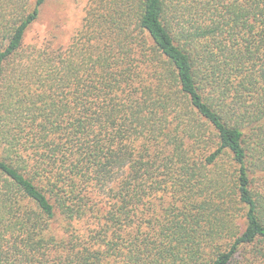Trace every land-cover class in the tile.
I'll return each mask as SVG.
<instances>
[{
    "label": "trees",
    "instance_id": "1",
    "mask_svg": "<svg viewBox=\"0 0 264 264\" xmlns=\"http://www.w3.org/2000/svg\"><path fill=\"white\" fill-rule=\"evenodd\" d=\"M44 1L0 0V264H232L264 243V0H90L66 47L26 45ZM223 157L236 231L157 211L168 182L223 199Z\"/></svg>",
    "mask_w": 264,
    "mask_h": 264
},
{
    "label": "rangeland",
    "instance_id": "2",
    "mask_svg": "<svg viewBox=\"0 0 264 264\" xmlns=\"http://www.w3.org/2000/svg\"><path fill=\"white\" fill-rule=\"evenodd\" d=\"M89 2L90 0H45L37 20L26 33L24 43L41 46L46 40H51L57 47H66L81 29L85 9ZM207 170L209 180L220 181L222 179L221 188L224 187L225 190L223 199H220L219 191L212 192L213 189L203 194L193 195L194 192H198V189L192 185L188 195L180 188L177 193L173 194V188L169 187L171 183L168 182V192H166L163 203L157 204V211L162 214L176 215L180 207L187 206L191 213L197 216V226L201 227L203 220H210L213 223L220 220L222 224H225L226 229L223 231L222 227H219L215 232L226 236L236 231L238 225L240 227L243 224L245 207L237 202L234 192L229 187L231 185L230 175L234 178V173L227 157H223L216 165L209 166ZM222 174H225L223 178L216 177L217 175L222 177ZM218 206H221L220 209ZM199 218H202L200 223ZM197 226L193 227L192 235L200 234L201 228ZM232 264H264V243L244 248Z\"/></svg>",
    "mask_w": 264,
    "mask_h": 264
}]
</instances>
